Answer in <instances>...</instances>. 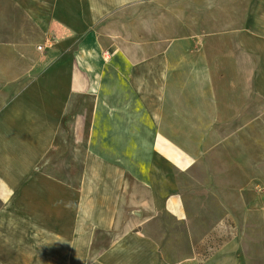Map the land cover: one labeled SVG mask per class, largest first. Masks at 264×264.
<instances>
[{
	"label": "crops",
	"instance_id": "0c3cea01",
	"mask_svg": "<svg viewBox=\"0 0 264 264\" xmlns=\"http://www.w3.org/2000/svg\"><path fill=\"white\" fill-rule=\"evenodd\" d=\"M0 93V264H264L249 230L170 262L159 223L196 164L264 232V0H0Z\"/></svg>",
	"mask_w": 264,
	"mask_h": 264
},
{
	"label": "rangeland",
	"instance_id": "374dc122",
	"mask_svg": "<svg viewBox=\"0 0 264 264\" xmlns=\"http://www.w3.org/2000/svg\"><path fill=\"white\" fill-rule=\"evenodd\" d=\"M34 50L39 52L35 46ZM14 94L0 93L4 100H9ZM219 174L196 164L187 172H173L172 180L178 187L177 194L182 195L187 220L183 222L172 215H162L159 223L167 230L161 249L163 259L170 262L181 260L184 256L181 250L196 251L200 258L207 259L234 237L240 236L245 242V230L251 233L246 235L249 242L264 243L260 208L254 203L255 196H248V203L244 199L240 202L237 194L242 192L241 195H244L246 184L237 183L236 189L229 188L228 173ZM233 175L246 178L245 173ZM229 194L237 196L234 203L225 199ZM249 211L251 214L248 215ZM167 242H172L170 248H167Z\"/></svg>",
	"mask_w": 264,
	"mask_h": 264
},
{
	"label": "built area",
	"instance_id": "2783aa9c",
	"mask_svg": "<svg viewBox=\"0 0 264 264\" xmlns=\"http://www.w3.org/2000/svg\"><path fill=\"white\" fill-rule=\"evenodd\" d=\"M36 49H37V51H40L42 49V47L41 46H37Z\"/></svg>",
	"mask_w": 264,
	"mask_h": 264
}]
</instances>
